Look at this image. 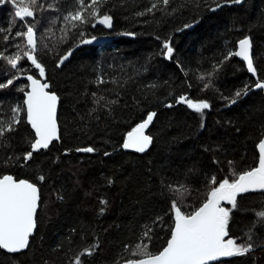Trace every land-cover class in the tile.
<instances>
[{"label": "trees", "instance_id": "1", "mask_svg": "<svg viewBox=\"0 0 264 264\" xmlns=\"http://www.w3.org/2000/svg\"><path fill=\"white\" fill-rule=\"evenodd\" d=\"M153 3L157 8L148 12ZM225 3L170 0L165 7L161 0H107L100 13L112 17L111 28L92 18L72 27L64 16L79 8L77 0H39L43 9L25 21L15 17L10 2L0 5V53H19L22 69L14 70L0 59V82L14 81L0 89V124L10 123L12 109L18 106L22 121L0 141V178L28 180L41 194L37 230L28 250L16 255L0 250V264H76L78 258L85 264H128L143 258L133 254L137 244L158 253L174 226V200L183 213L191 214L212 187L236 178L233 170L243 173L258 167L264 94L235 97L236 91L246 84L251 88L256 80L236 56L220 62L236 51L240 40L250 38L257 75L264 79V0H246L241 7L212 12ZM141 12L145 14L138 15ZM25 22L35 25L33 55L60 98L61 130L60 143L27 163L23 157L35 136L26 123L27 83L22 76H41L23 55L30 51L26 38L15 36L17 31L26 32ZM101 38L110 42L96 45L94 40ZM86 39L92 42L83 43ZM164 41L174 49L171 59L161 54L166 51ZM216 65L219 71L209 76ZM181 95L205 100L211 107L201 116L186 103L176 105ZM233 98L237 102L230 104ZM153 112L151 150L145 155L123 152L128 133ZM86 147L95 153H78ZM212 176L216 185L210 182ZM169 184L184 185L187 191L174 193ZM237 200L225 239L252 243L253 251L211 264H264V228L254 225L260 220L256 212L264 210V192L239 194ZM149 227L151 239L143 235Z\"/></svg>", "mask_w": 264, "mask_h": 264}, {"label": "snow or ice", "instance_id": "2", "mask_svg": "<svg viewBox=\"0 0 264 264\" xmlns=\"http://www.w3.org/2000/svg\"><path fill=\"white\" fill-rule=\"evenodd\" d=\"M5 2H10L15 9V17L20 21H25V18L35 19L36 11L43 9V5L39 4V0H0V5ZM107 0H91V3H85V0H77L79 8L74 12H69L64 16L72 27L77 24H88L89 18L95 19L96 23L111 28L112 17L100 13V7ZM226 3H241V0H225ZM161 3L167 7L170 0H161ZM217 4V7H220ZM157 8V4L153 3L147 10L151 12ZM90 9V11H88ZM216 9H212L215 11ZM87 11L88 15L85 16ZM141 12L138 15H144ZM92 24V27L96 26ZM27 28L26 32L17 31L15 36H23L26 38L27 46L30 51L24 52V56L36 69L39 70L41 77L45 76V68L37 57L33 55L37 48L35 25L25 22L23 25ZM190 27V25H186ZM127 34V33H125ZM7 39V36L4 37ZM94 39V38H93ZM159 39V37H158ZM91 40H84L83 43H91ZM19 47V45H16ZM252 43L249 38H244L239 41V50L228 52L223 60H229L232 56L240 57L246 62L247 71L252 76L257 77L253 86L245 85L241 90L236 91L235 97H240L242 94L247 95L250 90L260 89L264 90V79L257 75V68L254 66L253 56L251 54ZM163 49L161 54L166 58L173 57L174 49L170 41L163 42ZM71 52L64 55L59 61L57 67L62 65L65 60L69 58ZM0 59H3L14 70L18 69V64L21 61L19 53L12 56H5L0 53ZM220 65L214 66V72L209 73L211 76L219 71ZM201 80L205 77L201 76ZM30 81V91L25 92L26 100V117L27 123L34 130V142L30 143L31 151L24 154V162L33 159V153L39 152L41 149L47 150L54 140H58L57 127V103L58 96L48 91L50 85L47 82H41L32 75L27 76ZM101 78L98 83H104ZM115 83V81H113ZM13 79H8L5 82H0V89L8 88L13 85ZM209 84L205 83L204 88H208ZM23 91V88L19 89ZM227 99V98H226ZM235 98L230 99V104H235ZM116 103V101H111ZM179 104H187V107L194 112L203 116L205 110L210 109L211 105L205 101H194L187 96L181 95L177 99ZM172 107L171 104L167 105ZM13 115L11 122L7 125L0 124V141L3 140L6 133L16 131L15 125H19L22 121L20 118L21 108L15 107L12 109ZM156 114L150 113L147 115L146 121L140 123L132 132L128 133L126 141L123 143L124 149H133L138 153L145 152L152 142V137L145 134V129L151 124L153 117ZM259 149V165L251 170L243 173H236L233 170V175L236 177L233 180L227 178L218 183L217 187H212L205 202L196 211L191 214H185L174 200L172 202V209L174 211V226L171 229L170 239L167 241V246L158 253H152L148 249L147 244H137L134 255L143 257L138 260L128 261V264H211L213 261L221 260V258L241 257L253 251L252 243H237L234 238H228V225L230 221V213L238 206L237 197L239 194L261 191L264 192V139L258 143ZM77 151L92 153L95 151L93 147H86L77 149ZM108 155V153H105ZM232 164V161H229ZM39 180L43 182L45 177L40 175ZM163 182V181H162ZM213 185L217 184L215 176L210 178ZM167 187L174 193H180L181 189L187 191L186 186L180 185L173 188L169 184ZM62 199V197H60ZM101 204H107L106 200H101ZM40 203V191L36 184L28 180H16L12 175H4L0 178V250L8 253H19L29 247L30 237L34 234L36 228V215ZM222 203L231 205V208L222 206ZM101 214L104 209H101ZM256 216L260 218L255 221L254 225L264 228V210L256 212ZM151 228H148L143 235L148 239L150 237ZM248 239L252 236L249 234ZM85 253H81L84 255ZM87 255H91V250H86ZM76 264H85L79 258Z\"/></svg>", "mask_w": 264, "mask_h": 264}, {"label": "water", "instance_id": "3", "mask_svg": "<svg viewBox=\"0 0 264 264\" xmlns=\"http://www.w3.org/2000/svg\"><path fill=\"white\" fill-rule=\"evenodd\" d=\"M246 2V0H241V3H239V4H235V3H225V4H222L220 7H216V8H214V9H216L215 11H212L213 13L214 12H217V11H219L221 8H224V7H241L244 3ZM250 39V38H249ZM36 41H37V35H36ZM108 42H110V40L109 39H107V38H101V39H96V40H94V43L96 44V45H103V44H106V43H108ZM239 50V43L237 44V47H236V51H238ZM251 54H252V56H253V51H252V48H251ZM242 63H244V65H245V67H246V69H247V66H246V62L245 61H243L240 57H237ZM253 61H254V57H253ZM255 66V65H254ZM249 73V72H248ZM28 75H30V74H28ZM28 75H24V76H22V80H24L26 83H27V91H30V81H28L27 80V76ZM249 75L253 78V79H257V77H254V76H252V74L251 73H249ZM34 78H36V79H39L41 82H47L49 85H50V87H49V89H48V91L49 92H51V93H54V92H52V90H51V84L47 81V79H46V76H44V77H40V78H37V77H35V76H33ZM26 91V92H27ZM252 92H263V94H264V90H260V89H254V90H250L249 92H248V94H250V93H252ZM54 94H56V93H54ZM247 94V95H248ZM57 95V94H56ZM58 96V95H57ZM58 98H59V96H58ZM26 100V96L24 95V101ZM176 105H179V103H177ZM24 107H25V114H26V105L24 104ZM59 109H60V98L58 99V103H57V127H58V136H59V139L58 140H54L53 142H52V144L49 146V149L55 144V143H60V141H61V130H60V125H59V122H58V115H59ZM156 114V113H155ZM155 117H156V115L153 117V120H152V122H151V124L148 126V128L147 129H145V134L146 135H150V129H151V127H152V124H153V122H154V120H155ZM147 119V118H146ZM26 121H27V117H26ZM146 121V120H145ZM144 122V121H143ZM27 123V122H26ZM28 124V123H27ZM28 126L30 127V129H31V131L33 132V134H34V136H35V133H34V130L31 128V126L28 124ZM132 132V131H131ZM128 136V135H127ZM127 136H126V138H125V140H124V142L126 141V139H127ZM151 136V135H150ZM264 139V138H263ZM153 138H152V142H151V144L149 145V147H148V149L145 151V152H143V153H138V152H136L135 150H133V149H124L123 148V145H122V147H121V150L123 151V152H125V153H133V154H137V155H145V154H147L150 150H151V148H152V146H153ZM48 150V149H47ZM42 151H46V150H43V149H41L39 152H35V153H33V156L35 155V154H37V153H40V152H42ZM78 153H81V154H90V155H93L94 153H95V151L94 152H92V153H87V152H82V151H78ZM258 153H259V149H258ZM258 165H259V163H258ZM17 181H18V179L15 177V176H13ZM2 178V177H1ZM20 180H24V179H20ZM40 191V190H39ZM40 204H41V194H40V203H39V207H38V210H37V215H38V212H39V209H40ZM37 215H36V228H35V230H34V234L30 237V241H29V246H30V243H31V240H32V238L34 237V235H35V233H36V230H37ZM167 246V245H166ZM29 248V247H28ZM28 248L27 249H25V250H23V251H21V252H19V253H8V252H6V251H4V250H1L2 252H4V253H6V254H10V255H16V254H20V253H24V252H26L27 250H28ZM213 262H215V261H213ZM213 262H211V263H213Z\"/></svg>", "mask_w": 264, "mask_h": 264}, {"label": "rangeland", "instance_id": "4", "mask_svg": "<svg viewBox=\"0 0 264 264\" xmlns=\"http://www.w3.org/2000/svg\"><path fill=\"white\" fill-rule=\"evenodd\" d=\"M19 107V106H18Z\"/></svg>", "mask_w": 264, "mask_h": 264}]
</instances>
